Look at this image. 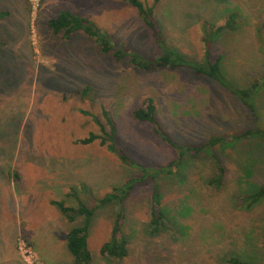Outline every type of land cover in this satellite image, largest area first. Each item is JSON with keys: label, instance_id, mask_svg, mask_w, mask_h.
<instances>
[{"label": "rangeland", "instance_id": "1", "mask_svg": "<svg viewBox=\"0 0 264 264\" xmlns=\"http://www.w3.org/2000/svg\"><path fill=\"white\" fill-rule=\"evenodd\" d=\"M138 1L153 9L163 47L126 2L0 0V264H68L65 234L84 218L67 222L53 201L94 210L91 264H228L233 257L264 264V199L251 208L245 200L264 184V135L186 152L180 166L169 168L180 150L133 117L153 98L178 148L264 130V82L252 96L254 117L214 78L189 67L143 71L129 57L117 62L103 54L84 32L67 39L48 26L70 11L108 33L125 55L154 60L173 48L203 64L209 52L212 61L221 57L229 85L246 89L264 78V0ZM104 111L116 126L118 152L156 173L160 208L169 215L160 232L151 225L152 180L137 184L124 202H108L114 188L141 172L100 139L78 143L91 133L103 136L99 123L109 132ZM215 158L225 169L221 187L213 183ZM120 212L127 257H104Z\"/></svg>", "mask_w": 264, "mask_h": 264}, {"label": "trees", "instance_id": "2", "mask_svg": "<svg viewBox=\"0 0 264 264\" xmlns=\"http://www.w3.org/2000/svg\"><path fill=\"white\" fill-rule=\"evenodd\" d=\"M122 2H126L133 6L139 11L141 18L144 20V23L148 27V29L152 33V37L155 42H159L163 47L164 42H162L161 34L159 27L156 21L153 20V9L145 8L143 4L138 0H119ZM160 0H156L158 2ZM3 17L7 14V12L2 13ZM49 28L55 35L63 34L64 38L69 39L73 34L77 32H84L90 38L94 39L98 45L99 50L103 54L112 53L113 58L120 62L126 57H129V62L133 67H136L143 71L153 72L156 70L162 69H177L179 67H189L193 69L196 75H204L210 78H214L222 83V85L226 88H229L233 95L237 96L242 104L256 117V108L252 103V96L257 92L260 86L264 82V78L257 79L253 82V84L246 89H238L229 85V82L225 79L223 75V71L221 68V57H217L214 61H212L209 52L206 55V61L203 64H198V62H193L189 60L187 57L179 55L177 50L173 48H165L164 53L154 60H148L142 57L141 54L136 52L128 53L125 55L122 49L115 47L112 42L111 36L104 32L98 30L96 25L88 19H85L81 16L73 14L69 11H62L55 18L51 19L48 24ZM106 119L107 124L109 126V132L106 131L104 126L98 122L101 130L103 132V136L96 135L91 133L88 138L79 140L78 143L82 145H89L96 140H101L102 146H107L108 150L112 154H118L119 159L124 164L137 169L141 172L140 177H135L129 179L124 186L121 188H114V192L110 197H108V202H112L118 200L119 202H124L131 194L134 188L139 183H144L149 179L153 182V190H152V212L153 219L151 221V225L154 226L153 232H160L163 228H165V220L168 218V214H166L165 210L160 208L162 203V198H160V187L157 183V176L155 171L152 168L143 166L142 164L134 161L125 151L117 150V131L116 126L113 120L109 117L108 112H103ZM82 114L88 115L87 111H82ZM157 107L155 105V100L153 98H147L143 101L141 106L133 112V117L138 122H146L152 125L155 133L170 146L176 148V150H180V161H172L169 168L174 166H180V163L183 162V156L186 152H194L199 153L205 148L214 147L216 145L227 144L230 142H236L239 140H243L249 138L256 134L264 135V130H247L242 134L232 135L225 134L223 136L214 137L208 143L192 147V148H178L174 144V142L170 139L168 134L164 131L162 124L157 119ZM216 159V158H215ZM218 165V178L214 180V184L218 187H221L223 182V177L225 173V169L219 165V160L216 159ZM182 165V164H181ZM16 179H18V175H15ZM264 199V184L256 188L251 194L246 197V207L251 208L252 206L258 204L261 200ZM106 201V203H108ZM52 205L56 206L60 213L67 218L70 223H74L79 218L83 219V225L77 226L71 229L67 236V248L71 255L74 257L75 264H90L92 261V255L88 248V237L89 230L92 224V218L94 215V210L79 202L78 206L73 208L66 206L62 201H53ZM164 213H163V212ZM124 213L120 212L117 215L113 233L112 240L101 248V255L104 257H111L116 259H124L128 254V242L122 232ZM228 264H248L241 260L238 257H233L229 260Z\"/></svg>", "mask_w": 264, "mask_h": 264}, {"label": "crops", "instance_id": "3", "mask_svg": "<svg viewBox=\"0 0 264 264\" xmlns=\"http://www.w3.org/2000/svg\"><path fill=\"white\" fill-rule=\"evenodd\" d=\"M70 12V11H69ZM57 16V15H56ZM56 16H54L53 18H55ZM52 18V19H53ZM65 217V216H64ZM65 219H67L66 217H65ZM67 222H69L68 220H67ZM76 222V221H75ZM74 222V223H75ZM70 223V222H69ZM92 225H93V221H92V224H91V227H90V230H89V237H88V248L90 247V245H89V240H90V234H91V228H92ZM81 226V225H80ZM72 229V228H71ZM71 229H69V230H67V232H66V234H65V238H64V240L66 241L67 240V236H68V234H69V232H70V230ZM65 244L66 243H64V244H60V248L62 247V248H64V246H65ZM89 250H90V248H89ZM91 252V251H90ZM64 253V252H63ZM71 254V253H70ZM65 255V254H64ZM72 256V255H71ZM70 255L68 256V264H75L74 263V257L72 256L71 257ZM8 260H11V259H8ZM92 262V261H91ZM8 263H10V262H8ZM8 263H6V264H8ZM57 264H60V263H57ZM91 264V263H90Z\"/></svg>", "mask_w": 264, "mask_h": 264}]
</instances>
